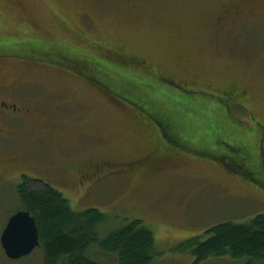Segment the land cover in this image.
Here are the masks:
<instances>
[{
	"label": "rangeland",
	"instance_id": "rangeland-1",
	"mask_svg": "<svg viewBox=\"0 0 264 264\" xmlns=\"http://www.w3.org/2000/svg\"><path fill=\"white\" fill-rule=\"evenodd\" d=\"M16 1L28 23L0 7V60H8L10 72L26 69L24 78L37 84L21 90L50 105L56 117L50 132L77 138L79 159H72L114 168L151 151L166 158L91 190L69 181L47 185L73 211L105 215L99 238L134 221L148 226L155 237L151 264H243L246 258L230 257L197 263L178 246L218 224H245L264 214V27H240L230 36L227 24L215 22L223 5L246 11L249 0ZM254 19L260 22L259 15ZM110 56L131 65L115 68ZM134 58L143 65H133ZM228 82L245 97L225 95ZM155 115L175 130L163 135ZM33 144L27 151L1 149L0 164L12 160L18 175L71 154L58 149L55 137L44 147ZM18 204L12 185L0 183V235ZM97 250L90 257L111 264ZM42 257L36 248L11 261L0 246V264H42Z\"/></svg>",
	"mask_w": 264,
	"mask_h": 264
},
{
	"label": "trees",
	"instance_id": "trees-1",
	"mask_svg": "<svg viewBox=\"0 0 264 264\" xmlns=\"http://www.w3.org/2000/svg\"><path fill=\"white\" fill-rule=\"evenodd\" d=\"M108 59L114 60L115 68L131 65L125 58L126 63L120 65L118 56ZM102 70L109 69L103 67ZM155 120L163 135L167 129L175 130L168 120L157 115ZM17 196V210L28 212L36 221L42 264H105L90 257V252L97 249L108 258L111 256L107 261L111 264H151L153 261L155 237L141 221L121 226L99 238L97 229L106 221L100 211L75 212L59 192L45 185L24 184ZM203 235L178 246L183 252L190 251L197 263L230 257L246 258L243 264H264V214L245 224H218ZM112 258L114 262H110Z\"/></svg>",
	"mask_w": 264,
	"mask_h": 264
},
{
	"label": "flooded vegetation",
	"instance_id": "flooded-vegetation-1",
	"mask_svg": "<svg viewBox=\"0 0 264 264\" xmlns=\"http://www.w3.org/2000/svg\"><path fill=\"white\" fill-rule=\"evenodd\" d=\"M255 1L256 4L254 3ZM249 2L251 4L246 11L239 5L231 3L223 5L222 15L215 19L216 24L218 26L227 24L226 32H230L227 34L230 36H234L235 32L233 30L240 27H245L246 29L264 27L259 8L260 6H264V0H249ZM0 7L4 8L6 13L15 16L16 21L28 23L27 19L24 18L26 9H24L19 1L0 0ZM257 15L260 16V22H256V19H254ZM30 27L36 29L33 23H30ZM134 60L137 62L134 65H143L140 59L134 58ZM7 62L8 60H0V150L14 145L20 151H24L26 150V144L30 143H34L33 145L35 147H44L55 137L59 139V143H61L58 149L71 153L68 157H64V159L59 162L54 161V159L43 161L44 166H35L32 169L33 171L28 169L18 175L12 174L13 165L10 164L12 160L6 164H0V183L11 184L17 199V191L24 184L48 186L50 180L54 182L69 181L67 183L72 185H88L91 190L105 180L131 176L136 171H143V165L146 163L151 164L152 162L157 163L166 161L164 155L158 156L152 151L149 152L150 154L148 155L119 164L114 168H109L101 165V163L92 161L83 162L72 159L73 157L79 159L77 155L79 146H77V142H75L77 138H72L67 141L61 140V137H57L50 132V127L56 122V117L50 112V105H45L37 97H30L28 94L22 93L21 89L26 85L33 84L37 86V84L29 82L28 79L24 78L28 77L25 76L27 70L22 67H18V71H8L5 65ZM21 62H23V66L27 67H32L29 66L31 64L35 65L29 61L21 60ZM8 76H13L15 79L9 80L7 79ZM224 93L232 99H241L246 95V92L241 91L239 86L233 82H228L226 84ZM71 148L73 151L70 150ZM35 155L38 156L40 161L44 160L39 156L37 151ZM172 157H175V154L172 155ZM35 174L37 176H35ZM12 175L15 176L14 180L17 182L15 186L12 184L14 180H10ZM28 175H32L44 181L46 184L29 180L27 178Z\"/></svg>",
	"mask_w": 264,
	"mask_h": 264
},
{
	"label": "water",
	"instance_id": "water-1",
	"mask_svg": "<svg viewBox=\"0 0 264 264\" xmlns=\"http://www.w3.org/2000/svg\"><path fill=\"white\" fill-rule=\"evenodd\" d=\"M0 246L11 261L28 257L39 247V232L34 217L28 212L13 214L0 235Z\"/></svg>",
	"mask_w": 264,
	"mask_h": 264
}]
</instances>
